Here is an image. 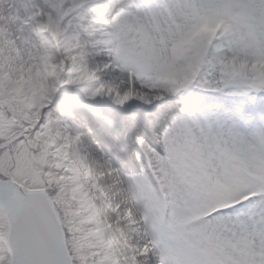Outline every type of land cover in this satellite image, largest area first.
I'll return each instance as SVG.
<instances>
[{
	"label": "snow or ice",
	"instance_id": "obj_1",
	"mask_svg": "<svg viewBox=\"0 0 264 264\" xmlns=\"http://www.w3.org/2000/svg\"><path fill=\"white\" fill-rule=\"evenodd\" d=\"M0 264H264V0H0Z\"/></svg>",
	"mask_w": 264,
	"mask_h": 264
}]
</instances>
